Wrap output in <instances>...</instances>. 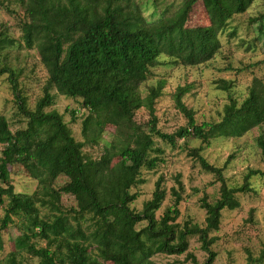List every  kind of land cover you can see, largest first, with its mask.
Wrapping results in <instances>:
<instances>
[{"label": "trees", "instance_id": "obj_1", "mask_svg": "<svg viewBox=\"0 0 264 264\" xmlns=\"http://www.w3.org/2000/svg\"><path fill=\"white\" fill-rule=\"evenodd\" d=\"M18 1L23 7L20 39L27 49L37 50L48 78L43 97L29 108L9 59L16 39L1 28L0 76L7 75L26 126L12 132L8 119L0 113V207L4 208L0 252L5 249V229L16 219L22 229L14 250L0 264H100V260L158 264L153 260L156 254L187 252L189 236L199 237L208 252L205 264H213L216 253L209 234L218 230L225 209L239 207L236 195L251 191L249 180L259 172H251L241 187L232 188L222 168L210 164L200 148L192 150L201 167L222 183L216 201H201L205 228L191 222L180 228L176 220L182 196L176 189L174 206L161 219L156 217L167 195L161 179L141 212L131 208L137 199L131 189L144 182L143 169L154 170L162 160L155 138L171 146L188 138L210 144L217 138H241L264 126V80L254 77L244 99L229 95L221 119L202 124L183 101L188 89L179 87L174 95L176 108L187 124L172 134L158 128L155 104L164 84L147 86V82L162 58L183 67L212 61L221 48L220 35L257 0H182L174 11L164 9L158 17L155 11L150 19L138 0ZM200 1L210 24L189 28V16ZM252 22L263 33L264 13ZM232 87L224 82L225 91ZM53 90L82 100L88 110L82 121L85 142L74 138L61 114L49 111L55 100ZM141 108L150 113L148 129L135 122ZM109 125L116 127V138L106 144L99 159L85 157L83 148L98 144ZM258 144L264 152V135L259 136ZM16 166L37 181L33 193L16 191L11 172ZM62 176L68 181L57 189L55 183ZM178 185L183 191L180 180ZM64 194L77 202L70 212L62 208ZM142 222L147 225L138 229ZM257 261H264V244ZM254 262L249 258V264Z\"/></svg>", "mask_w": 264, "mask_h": 264}, {"label": "rangeland", "instance_id": "obj_2", "mask_svg": "<svg viewBox=\"0 0 264 264\" xmlns=\"http://www.w3.org/2000/svg\"><path fill=\"white\" fill-rule=\"evenodd\" d=\"M147 11L148 19L157 11L158 17L164 9L174 11L182 0H138ZM23 7L18 0H0V29L11 32L16 39L10 50L11 66L17 70L18 84L21 94L26 98L27 105L33 109L36 102L43 97L47 83V72L40 63L37 50H29L21 41L20 21L23 17ZM264 13V0H257L250 11L236 16L230 23L228 30L220 35L221 48L214 59L196 67H183L162 58L160 64L152 69V75L147 86L164 84L162 95L156 100L155 109L158 118V128L168 134L175 133L186 126L185 116L176 108L174 95L179 87H186L188 93L184 96V103L194 111L198 124L217 122L221 119L229 95L241 101L247 95L248 88L254 77L264 80V28L260 33L258 24L252 22ZM209 18L202 2H198L190 16L187 27L208 26ZM224 82L232 84L230 92L224 90ZM54 105L49 111H56L63 116L70 127L74 138L78 142H85L82 121L88 115L82 100L62 96L56 90ZM0 113L9 121L12 132L26 126L25 120L17 104V98L11 89L7 75L0 76ZM150 113L141 108L136 112L135 122L143 129H148ZM264 135V126L255 128L241 138H217L210 144H204L194 138L178 140L176 146L155 138V147L160 148L161 162L154 170L143 169L141 178L143 183L133 187L131 193L137 194V199L131 204L136 212H141L146 202L152 199L158 180L166 190V199L156 212L161 219L165 211L174 206L173 190L181 193L182 201L179 205L180 216L176 220L180 228L187 222L206 226V211L201 208L202 199L214 202L220 197L222 183L213 173L206 172L191 153L194 148H200L201 155L210 164L222 168L225 181L229 187H241L245 178L251 172L253 175L249 184L251 191L238 193L239 207L225 209L218 230L209 234L214 239L211 246L216 253L213 264H249V258L259 263L264 244V152L258 144V138ZM116 127L109 125L98 144L86 145L83 148L85 157L99 159L107 143L116 138ZM3 146H0V156ZM154 155V154H153ZM117 158L115 159V161ZM12 182L17 192L31 194L37 187L22 167H12ZM178 180L182 182L180 190ZM68 179L60 177L55 187L65 185ZM64 210L70 212L75 209L77 202L71 195L64 194L61 199ZM4 215V208L0 207V225ZM147 225L142 222L141 229ZM19 221L10 225L4 231L5 249L0 252V259L14 250L15 239L21 235ZM188 251L182 255L156 254L153 260L158 264H205L208 252L202 248L198 236L188 237ZM44 245L43 242L40 243ZM35 263L36 260H32ZM100 264H112L99 261Z\"/></svg>", "mask_w": 264, "mask_h": 264}]
</instances>
